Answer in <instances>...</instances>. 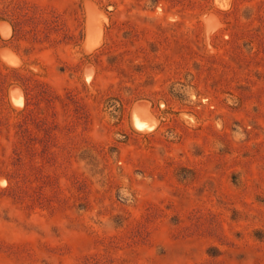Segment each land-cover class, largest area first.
Masks as SVG:
<instances>
[{"label":"rangeland","instance_id":"374dc122","mask_svg":"<svg viewBox=\"0 0 264 264\" xmlns=\"http://www.w3.org/2000/svg\"><path fill=\"white\" fill-rule=\"evenodd\" d=\"M0 264H264V0H0Z\"/></svg>","mask_w":264,"mask_h":264}]
</instances>
